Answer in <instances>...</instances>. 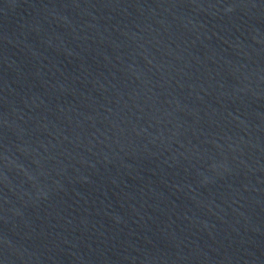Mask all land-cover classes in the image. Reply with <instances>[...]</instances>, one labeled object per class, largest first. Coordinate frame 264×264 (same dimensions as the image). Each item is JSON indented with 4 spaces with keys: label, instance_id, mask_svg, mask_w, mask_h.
I'll return each instance as SVG.
<instances>
[{
    "label": "water",
    "instance_id": "obj_1",
    "mask_svg": "<svg viewBox=\"0 0 264 264\" xmlns=\"http://www.w3.org/2000/svg\"><path fill=\"white\" fill-rule=\"evenodd\" d=\"M0 236L264 264V0H0Z\"/></svg>",
    "mask_w": 264,
    "mask_h": 264
}]
</instances>
